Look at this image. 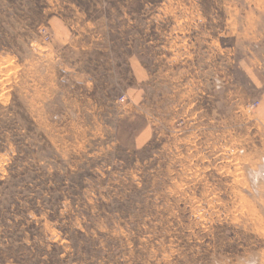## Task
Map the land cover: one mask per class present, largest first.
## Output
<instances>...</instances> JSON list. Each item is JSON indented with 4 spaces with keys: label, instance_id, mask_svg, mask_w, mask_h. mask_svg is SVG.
<instances>
[{
    "label": "rangeland",
    "instance_id": "rangeland-1",
    "mask_svg": "<svg viewBox=\"0 0 264 264\" xmlns=\"http://www.w3.org/2000/svg\"><path fill=\"white\" fill-rule=\"evenodd\" d=\"M0 264H264V0H0Z\"/></svg>",
    "mask_w": 264,
    "mask_h": 264
}]
</instances>
